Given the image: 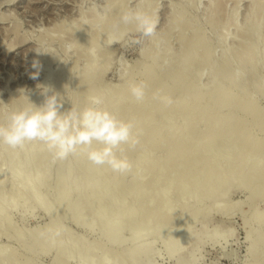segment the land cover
<instances>
[{
	"label": "bare ground",
	"instance_id": "obj_1",
	"mask_svg": "<svg viewBox=\"0 0 264 264\" xmlns=\"http://www.w3.org/2000/svg\"><path fill=\"white\" fill-rule=\"evenodd\" d=\"M103 1L99 14L90 10L55 30L56 38L75 37V47L84 46V52L71 66L51 57L40 61V87L59 92L65 109L83 108L91 96H102L105 107L132 122L134 132H142V148L127 152L133 169L120 174L92 165L83 155L53 162L40 142L15 150L0 144V237L8 241L0 246V264H37L32 257L37 252L52 253L50 264L72 259L102 264L105 255L117 264H140L155 243L175 264H187L184 255L203 237L211 213H239L247 243L245 264H264V209L258 208L264 201V0H249L241 24L226 12L224 0L209 1L203 24L218 33V54L200 19L189 15L188 5L195 0H180L170 7L163 29L148 38L139 59L120 68L121 81L114 86L103 79L112 54L109 41L135 26L121 24L113 31L112 25L130 10L129 0ZM154 4L138 0L134 10L154 17ZM173 38L178 47L170 53ZM83 57L87 65L80 68ZM205 73L206 83L201 81ZM141 81L148 85L147 94L136 102L129 88ZM157 92L174 102L153 99ZM7 97L13 104L7 112L0 106V123H6L11 111L44 102L41 94L25 95L20 89ZM234 188L246 192L247 212L242 210L245 202H227ZM34 208L47 217L46 225L28 230L13 226L15 210L24 216ZM66 223L96 232L101 241L72 236ZM208 238L215 241L217 236ZM126 244L131 247L125 249Z\"/></svg>",
	"mask_w": 264,
	"mask_h": 264
},
{
	"label": "rangeland",
	"instance_id": "obj_2",
	"mask_svg": "<svg viewBox=\"0 0 264 264\" xmlns=\"http://www.w3.org/2000/svg\"><path fill=\"white\" fill-rule=\"evenodd\" d=\"M209 1L211 0H195L191 2L190 4L193 5H188V12L190 17L194 16L193 18L200 19L203 25L202 28H205L204 31L208 33L207 35L218 54L220 45L217 46L215 44L218 42L216 38L218 33L215 35L216 32L213 33L206 24H203L204 12ZM179 2L180 0H155L153 18L158 20L157 33L163 29L169 16L170 7L179 4ZM137 3L138 0H129L127 8L134 10ZM223 3H225L226 12H231L236 20L235 22L241 24L247 14L249 0H224ZM103 5V0H0V106L3 107V112L9 111L12 107L13 103L11 104V102L7 101V96L12 91L20 89L25 95L34 93L36 96H40L42 91L40 87L41 73L37 80L30 78V74L35 71L31 67L33 60L42 62V60L46 61V58L49 59L51 57L54 62L56 59L57 63L61 65H72L73 62L71 60L73 61V58L79 57L80 54L78 53L85 47H75L76 38L69 34L62 35V39L57 37V40L56 35L58 32L55 30H58L61 25H70L71 22L80 19L81 16H86L90 10H94L99 14ZM131 29L133 31L129 29L130 32H128L129 30H127L119 40L107 47L112 50V54L103 77L106 86H114L121 81L118 77L120 68L132 64L134 60L135 63L139 59V51L148 43L147 37L140 36L135 28ZM229 29V34L231 33L229 36L232 38V30L234 29L232 26ZM46 35L48 37L50 35L53 39L46 37ZM41 36H44L43 40L40 38ZM133 38H139L141 43H131ZM229 38L226 41L227 45L232 42L230 41L232 39ZM169 44L170 53L177 50L178 45L174 38L170 40ZM4 48L6 49L4 50ZM82 52L84 51L82 50ZM35 53L39 54L40 57L38 59L34 57ZM100 55V52H98L96 56L102 59ZM54 62H51L50 65L52 70L54 69L53 66H56V62ZM77 65L80 68L85 67L87 65L86 58H80ZM207 76L205 73L201 81L204 82L205 78L209 79V76ZM207 79L205 80L206 82ZM260 104L264 106V99H260ZM232 190L227 202L243 201L245 204L242 210L247 212L250 203L246 199V192L240 189ZM258 208L264 209V201L258 202ZM241 219L239 213H234L230 216L211 213L208 217L203 237L198 240L197 246L193 251L184 255L188 259L187 264H245L247 261V243ZM47 222V217L37 208L28 210L24 213V216L20 210H15L12 214V224L15 223L13 226L16 225L15 227L18 229L22 227L23 230H28L34 227H42ZM66 226L67 229L69 227L68 231L72 236L84 238L87 243L101 241L100 236L96 232L87 233L73 223H66ZM216 230L217 232H215ZM212 235L217 236L215 241L209 240L208 237ZM149 238L147 237V241H150ZM7 244L8 241L0 237V246ZM11 245L14 246L15 243H11ZM130 247L128 244L124 246L125 249ZM153 249L149 257L140 264H175L172 259H169L161 251L158 243L153 245ZM52 255V253L41 254L37 252L32 257H35L34 260L37 261V264H50ZM72 260H70L69 264H77L74 259Z\"/></svg>",
	"mask_w": 264,
	"mask_h": 264
},
{
	"label": "clouds",
	"instance_id": "obj_3",
	"mask_svg": "<svg viewBox=\"0 0 264 264\" xmlns=\"http://www.w3.org/2000/svg\"><path fill=\"white\" fill-rule=\"evenodd\" d=\"M121 24L134 25L140 36L152 38L157 33L158 20L143 10H127L112 25L113 31L118 32ZM131 43L141 41L133 38ZM31 67L35 71L30 78L39 79L43 65L33 60ZM147 89L148 85L141 81L130 85L129 91L136 102H143ZM41 95L44 102L40 106L30 103V107L9 112L6 123H0V144L15 150L23 149L30 142H40L51 153L53 162L83 155L96 167L107 166L120 174L132 171L127 152L142 148V132H134L132 122L119 118L105 107L102 96H91L83 108L65 109L63 97L53 88L43 87ZM153 99L168 105L174 102L172 97L159 92ZM102 264H117V261L105 255Z\"/></svg>",
	"mask_w": 264,
	"mask_h": 264
}]
</instances>
